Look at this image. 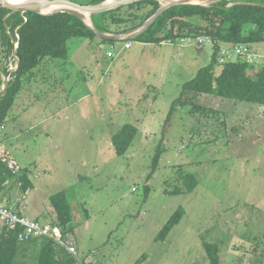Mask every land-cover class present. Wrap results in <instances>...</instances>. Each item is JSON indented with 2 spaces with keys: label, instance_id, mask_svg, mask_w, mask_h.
<instances>
[{
  "label": "rangeland",
  "instance_id": "374dc122",
  "mask_svg": "<svg viewBox=\"0 0 264 264\" xmlns=\"http://www.w3.org/2000/svg\"><path fill=\"white\" fill-rule=\"evenodd\" d=\"M127 42L131 49L122 51ZM172 42L116 40L100 51L97 39L75 38L66 59H45L24 79L0 129V161L16 173L1 196L21 211L23 202L48 208L49 196L65 191L73 214L68 235L81 264H136L143 255L141 264H213L205 243L219 245V264H264V106L184 93L214 49ZM4 45L0 34V73L8 82L18 59ZM251 48L257 74L264 43ZM217 64L220 70L218 56ZM125 124L138 133L119 156L112 138ZM26 168L37 187L23 195ZM187 175L198 181L192 193ZM180 208V223L157 241ZM55 218L54 210L39 217ZM40 250V243L21 242L15 264H37Z\"/></svg>",
  "mask_w": 264,
  "mask_h": 264
},
{
  "label": "trees",
  "instance_id": "16d2710c",
  "mask_svg": "<svg viewBox=\"0 0 264 264\" xmlns=\"http://www.w3.org/2000/svg\"><path fill=\"white\" fill-rule=\"evenodd\" d=\"M80 5H100L107 0H70ZM231 5V6H229ZM157 0H142L116 9L94 14L92 16L95 30L112 35H124L140 29L146 21L160 9ZM125 9V12H123ZM0 34L8 56L14 52V43H18L15 51L18 68L11 80L4 82L0 73V91L6 85L0 97V129L5 126L20 93L24 79L30 75L45 59H66L68 42L75 38L94 40L98 37L82 19L69 13L43 15L38 13L13 12L0 9ZM18 36V37H17ZM210 37L214 49L212 61L201 68L196 76L183 85V92L209 94L264 106V63L257 74L251 71L252 66L239 58L218 70L217 53L221 46L260 44L264 43V0H221L209 6L175 5L165 10L145 31L134 40L160 45L167 40L181 38ZM19 38V39H18ZM104 42L115 43V40L102 39ZM260 66V65H259ZM8 70L3 71L7 74ZM176 100L174 106H177ZM172 114V113H171ZM138 130L132 124H125L113 135L112 144L119 156H124L133 144ZM162 150L158 149L154 157V170L159 163ZM30 169L23 170L19 176L20 190L26 195L33 189ZM15 171L5 162L0 161V193L5 184L14 178ZM152 177V174L149 178ZM198 181L194 175L185 177L187 193L194 192ZM150 189H145V198L149 197ZM0 200H2L0 198ZM65 191L57 192L48 199L56 218L53 225L60 226L65 235L72 229V205ZM185 211L178 209L163 227L157 241H164L171 231L180 223ZM37 220V219H35ZM40 221L41 220H37ZM40 243L41 250L37 264H77L76 257L46 238H34L27 241ZM21 242L17 231H0V264H15L18 246ZM204 249L213 264H219L220 248L218 244L205 243ZM145 255L137 261L141 264ZM84 264V261L83 263Z\"/></svg>",
  "mask_w": 264,
  "mask_h": 264
},
{
  "label": "built area",
  "instance_id": "2783aa9c",
  "mask_svg": "<svg viewBox=\"0 0 264 264\" xmlns=\"http://www.w3.org/2000/svg\"><path fill=\"white\" fill-rule=\"evenodd\" d=\"M180 42L181 44L178 45L181 46L203 44H209L213 46L210 37L207 36L198 38L196 41H193L192 38H181ZM130 44L131 42H127L124 44V48H131L132 45ZM163 44L173 45V42L172 40H167L162 42L161 45ZM226 46L228 47H221L217 54L218 63L223 65L229 64L241 57H243L249 63L253 56V50L249 44ZM111 49L112 50L108 52L107 56L109 58H114L115 49L113 46ZM0 224L8 231H17L20 242H27L34 238H46L53 241L58 246L66 249L72 256L77 257L78 248L76 246V242L73 239H70L69 235H65L63 229L60 226L53 225L50 222H40L32 219L24 215L21 211H18V209H15L10 204L6 203L5 200H0ZM77 264L81 263L78 262ZM84 264L90 263L89 261H84Z\"/></svg>",
  "mask_w": 264,
  "mask_h": 264
},
{
  "label": "water",
  "instance_id": "95a60500",
  "mask_svg": "<svg viewBox=\"0 0 264 264\" xmlns=\"http://www.w3.org/2000/svg\"><path fill=\"white\" fill-rule=\"evenodd\" d=\"M142 0H116L110 2V0L100 4V5H80L77 3H74L70 0H53V1H44V2H36V3H29V4H12L8 3L6 0H4L0 4V9H9L13 12H22V13H38V14H43V15H53L56 13H69L75 17H78L82 19L84 22L90 14H98L101 12H105L120 6H126L135 2H139ZM220 0H216L213 2L207 3V0H176L175 2H171L165 6H161L160 9L156 12V14L151 17L146 23L138 30L135 31H130L127 32L124 35H131V34H140L143 31H145L165 10L168 8L175 6V5H185V4H193V5H202V6H207L209 4L216 3ZM205 3V4H204ZM51 6H56L60 7L59 9H56L54 12L50 13H42L41 10L45 9L47 7ZM231 6V5H229ZM86 23V22H85ZM87 24V23H86ZM93 31L96 32V34L101 37L102 39H108V40H117L119 36L117 35H112V34H107V33H101L96 31L93 26L87 24ZM13 43H15L13 39ZM6 88L5 86H2L1 91H0V97L3 95L4 90Z\"/></svg>",
  "mask_w": 264,
  "mask_h": 264
},
{
  "label": "crops",
  "instance_id": "0c3cea01",
  "mask_svg": "<svg viewBox=\"0 0 264 264\" xmlns=\"http://www.w3.org/2000/svg\"><path fill=\"white\" fill-rule=\"evenodd\" d=\"M108 1H109V0H108ZM114 1H116V0H114ZM157 1H159V3L162 4V3H161V0H157ZM123 12H125V9H124ZM88 18H89L90 23H88L86 20H85V22H86L87 24H89V25L92 26V23H91L92 21H91L90 16H89ZM107 34H110V33H107ZM137 35H138V34H137ZM137 35H136L135 33H134V34H131L130 36H129V35H119V37L117 38V41L123 43L124 40H130V39H133V38H135ZM96 39H97V43H98V44H96V46H97V48H98L100 51L104 50L107 46L109 47V45H113V44H114V43H109V42H104V41H102V38L99 37V36H98ZM96 39H95V40H96ZM115 42H116V40H115ZM122 45H123V44H121L120 46L122 47ZM150 45H151V44H150ZM205 45H206V44H203V45H195V46H199V47L201 46V47L203 48ZM131 47H132V46H131ZM210 47H212V46L210 45ZM129 49H131V48H129ZM127 50H128V49H127ZM122 51H126V49H125V50H122ZM122 51H121V52H122ZM97 52H98V51H97ZM96 54H99V52L96 53ZM94 57L97 58V59H99V57L96 56V55H94ZM5 127H6V125H5ZM5 127H4V128H5ZM1 145H2V144H0V148L2 147ZM35 180H36V177H35L34 179H32L33 184H34V187H33V189L30 190V191H33V190L35 189V186L37 187V184H36ZM45 180H49V179H46V178H45ZM8 183H9V182H7V183L5 184L4 189H3V190L1 191V193H0V198H1L3 201H4L5 199H4L3 196H1V194L3 193V195H4L5 187L8 186ZM38 185H42V178H41V182H39ZM49 197H50V196H49ZM48 199H49V198H48ZM5 201H6V200H5ZM21 203H22V202H21ZM22 204H23L25 207L22 208V205H21V212H22L24 215H26V216H28V217H30V218H32V219H37V220L45 221V220H43V219H39V217H40L42 214L45 213V210H46V212L49 211V210L53 212V209H52V207L50 206L49 203H47L48 208L44 207V205H43L41 209H34V208H31V207H29V205L26 204L25 202H23ZM25 208H26V209H25Z\"/></svg>",
  "mask_w": 264,
  "mask_h": 264
},
{
  "label": "bare ground",
  "instance_id": "6f19581e",
  "mask_svg": "<svg viewBox=\"0 0 264 264\" xmlns=\"http://www.w3.org/2000/svg\"><path fill=\"white\" fill-rule=\"evenodd\" d=\"M4 0H0V4L3 2ZM8 3H12V4H19V5H22V4H29V3H36V2H44V1H53V0H6ZM114 0H110V2H112ZM163 1V0H161ZM213 1H216V0H207V3L209 2H213ZM229 1H237V0H229ZM60 7H56V6H51V7H47L45 9H42L41 12L42 13H49V12H54L56 9H59ZM89 16H87L86 18V21L88 23H90L89 21ZM231 46H234V45H231Z\"/></svg>",
  "mask_w": 264,
  "mask_h": 264
},
{
  "label": "clouds",
  "instance_id": "9594fccd",
  "mask_svg": "<svg viewBox=\"0 0 264 264\" xmlns=\"http://www.w3.org/2000/svg\"><path fill=\"white\" fill-rule=\"evenodd\" d=\"M17 37H18V36H17ZM18 39H19V38H18ZM14 41H15V40H14ZM17 45H18V43L15 42L14 45H13V47H14V51L18 48ZM160 45H161V44H160Z\"/></svg>",
  "mask_w": 264,
  "mask_h": 264
},
{
  "label": "flooded vegetation",
  "instance_id": "af4514ba",
  "mask_svg": "<svg viewBox=\"0 0 264 264\" xmlns=\"http://www.w3.org/2000/svg\"><path fill=\"white\" fill-rule=\"evenodd\" d=\"M121 7V6H120ZM118 8V7H117ZM114 9H116V8H114Z\"/></svg>",
  "mask_w": 264,
  "mask_h": 264
}]
</instances>
